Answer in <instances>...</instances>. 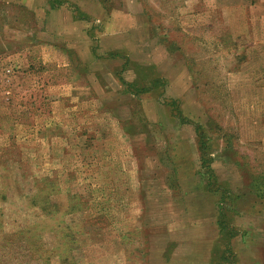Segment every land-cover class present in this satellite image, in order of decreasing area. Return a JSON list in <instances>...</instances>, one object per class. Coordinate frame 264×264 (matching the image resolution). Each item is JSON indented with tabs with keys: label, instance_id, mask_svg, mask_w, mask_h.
Segmentation results:
<instances>
[{
	"label": "rangeland",
	"instance_id": "obj_1",
	"mask_svg": "<svg viewBox=\"0 0 264 264\" xmlns=\"http://www.w3.org/2000/svg\"><path fill=\"white\" fill-rule=\"evenodd\" d=\"M0 264H264V0H0Z\"/></svg>",
	"mask_w": 264,
	"mask_h": 264
},
{
	"label": "trees",
	"instance_id": "obj_2",
	"mask_svg": "<svg viewBox=\"0 0 264 264\" xmlns=\"http://www.w3.org/2000/svg\"><path fill=\"white\" fill-rule=\"evenodd\" d=\"M220 199H221L220 201L225 200V194L222 193ZM218 222H219V220H218ZM219 223L221 224V233L225 236L227 234L226 227H225V224H226L225 220L221 219Z\"/></svg>",
	"mask_w": 264,
	"mask_h": 264
}]
</instances>
